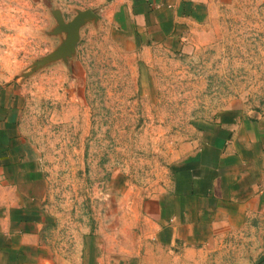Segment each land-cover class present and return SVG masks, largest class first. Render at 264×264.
<instances>
[{
  "label": "rangeland",
  "instance_id": "1",
  "mask_svg": "<svg viewBox=\"0 0 264 264\" xmlns=\"http://www.w3.org/2000/svg\"><path fill=\"white\" fill-rule=\"evenodd\" d=\"M112 0H0V84L20 80L23 130L41 158L52 258L84 264H264V225L166 243L142 215L167 189L202 121L233 104L264 114V0H203L179 52L133 51L109 21L81 28L76 52L37 68L79 10ZM50 255V254H49Z\"/></svg>",
  "mask_w": 264,
  "mask_h": 264
},
{
  "label": "crops",
  "instance_id": "2",
  "mask_svg": "<svg viewBox=\"0 0 264 264\" xmlns=\"http://www.w3.org/2000/svg\"><path fill=\"white\" fill-rule=\"evenodd\" d=\"M202 1L112 0L98 21L113 24L148 61L157 49L184 48ZM25 103L20 80L0 84V264L52 258L48 181L23 130ZM140 210L166 243L264 225V114L233 104L202 121L187 155L173 165L169 187L143 199ZM84 264L108 263L90 251Z\"/></svg>",
  "mask_w": 264,
  "mask_h": 264
},
{
  "label": "water",
  "instance_id": "3",
  "mask_svg": "<svg viewBox=\"0 0 264 264\" xmlns=\"http://www.w3.org/2000/svg\"><path fill=\"white\" fill-rule=\"evenodd\" d=\"M53 13L58 22L55 33H65L66 37L56 50L37 61V68L61 58L72 57L80 41L81 28L89 22L99 20L98 12L94 9L79 10L70 21H66L59 9L54 10Z\"/></svg>",
  "mask_w": 264,
  "mask_h": 264
}]
</instances>
